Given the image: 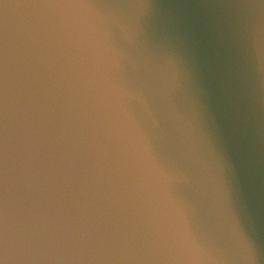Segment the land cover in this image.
<instances>
[{"label":"water","instance_id":"obj_1","mask_svg":"<svg viewBox=\"0 0 264 264\" xmlns=\"http://www.w3.org/2000/svg\"><path fill=\"white\" fill-rule=\"evenodd\" d=\"M0 264H264V0H0Z\"/></svg>","mask_w":264,"mask_h":264}]
</instances>
